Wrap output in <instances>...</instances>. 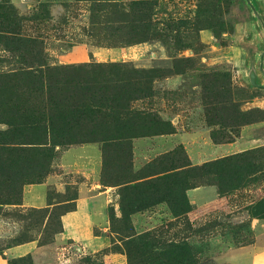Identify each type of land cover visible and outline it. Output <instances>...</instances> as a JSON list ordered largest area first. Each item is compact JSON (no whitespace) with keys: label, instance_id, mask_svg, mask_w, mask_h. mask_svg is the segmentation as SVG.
Returning <instances> with one entry per match:
<instances>
[{"label":"rangeland","instance_id":"rangeland-1","mask_svg":"<svg viewBox=\"0 0 264 264\" xmlns=\"http://www.w3.org/2000/svg\"><path fill=\"white\" fill-rule=\"evenodd\" d=\"M10 32L37 40L48 68L117 63L160 71L132 110L173 133L131 140L134 173L179 146L192 165L248 153L259 172L223 195L216 186L187 191L190 211L182 217L161 202L125 222L121 214L111 217L113 207L121 213L123 185L104 183L100 145L59 147L42 201L27 185L14 205L21 207L0 206V264L17 257L21 243L53 244L80 188L81 197L107 191V203L99 197L108 204L107 230L92 227L86 249L67 239L55 243L47 256L53 264H105L113 254L128 264H162V252L183 241L193 264H264V219L248 212L264 199V0H0V36ZM28 63L0 43V75Z\"/></svg>","mask_w":264,"mask_h":264},{"label":"trees","instance_id":"trees-1","mask_svg":"<svg viewBox=\"0 0 264 264\" xmlns=\"http://www.w3.org/2000/svg\"><path fill=\"white\" fill-rule=\"evenodd\" d=\"M0 43L29 60L21 71L0 75V206L18 204L24 186L42 184L57 148L71 145H100L104 183L123 185L120 211L125 222L161 202L175 218L182 217L190 211L187 191L216 186L223 195L245 187L259 172L257 160L248 153L192 165L179 146L134 173L131 140L173 133L166 122L132 110V104L151 90L153 80L161 77L160 71H131L117 63L48 68L35 50L37 40L10 32L0 36ZM248 212L264 219V199ZM161 259L162 264L195 261L184 241L169 245ZM8 264L33 262L26 255Z\"/></svg>","mask_w":264,"mask_h":264},{"label":"crops","instance_id":"crops-1","mask_svg":"<svg viewBox=\"0 0 264 264\" xmlns=\"http://www.w3.org/2000/svg\"><path fill=\"white\" fill-rule=\"evenodd\" d=\"M165 136H168V135H165ZM161 137L163 136H160V138ZM82 147H84L82 149H85V151H87V150L93 149L92 147L94 146L92 144H84ZM48 176L46 177V179H48ZM46 179L42 184L28 185L26 187V189H29V191L33 190V191H38L40 193L37 199L35 200V202L37 203H40L42 199L44 198L43 191L45 189L43 190V187H46L45 186ZM95 187H98V186H95ZM26 189L24 193H26L27 191ZM97 189L99 190L100 188H97ZM197 189H193L191 191H196ZM95 191H96V188H95ZM81 192H82V189L80 188L79 189L80 196L72 200L73 206H74L73 210L69 212H65L63 213V215L60 216L59 228L61 231L58 235L55 236L53 244L46 245V246H37L35 241H30L27 243L17 245L16 248L20 249L21 252L19 255H17V257H13V258H19L22 256L30 255L33 264H49V263L53 264L54 259L52 257H49L47 259V256H49L50 254H53L51 251H53V249L56 248L55 243L62 242L63 240L67 239V240L73 241L74 243L76 242L84 243V249H86V247H90L89 240L91 239L92 227L99 226L101 227L103 231H106L108 227L107 221L105 220V213H104V209L107 208L108 204H105L103 202V205H101L102 201H101V198H99L101 195L105 196L107 191L103 190L102 192L97 193L96 196H93L94 194H92L90 196H85V197H81ZM108 196H105L106 203H107V199H109L110 197ZM13 206L14 205H8L6 207L12 208ZM14 207H21V205H17ZM101 213L103 214V216L101 215ZM113 214L116 218H119L121 213L113 207ZM136 215L137 213L133 214V217H135ZM99 221L101 222L99 223ZM102 243H105V242H102ZM123 259L124 257L121 254H113L112 257H109L106 259L105 264H108L111 260H113L115 264H128ZM110 264H113V263L111 262Z\"/></svg>","mask_w":264,"mask_h":264}]
</instances>
